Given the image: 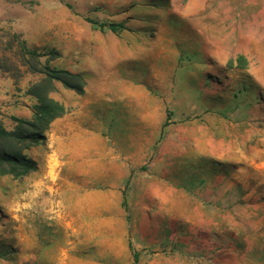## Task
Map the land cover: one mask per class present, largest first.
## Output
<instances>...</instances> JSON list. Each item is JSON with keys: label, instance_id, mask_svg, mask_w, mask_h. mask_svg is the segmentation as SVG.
Returning <instances> with one entry per match:
<instances>
[{"label": "rangeland", "instance_id": "rangeland-1", "mask_svg": "<svg viewBox=\"0 0 264 264\" xmlns=\"http://www.w3.org/2000/svg\"><path fill=\"white\" fill-rule=\"evenodd\" d=\"M27 6L0 28L15 95L42 78L21 43L85 86L53 83L40 171L0 177V264H264V0Z\"/></svg>", "mask_w": 264, "mask_h": 264}, {"label": "trees", "instance_id": "trees-1", "mask_svg": "<svg viewBox=\"0 0 264 264\" xmlns=\"http://www.w3.org/2000/svg\"><path fill=\"white\" fill-rule=\"evenodd\" d=\"M119 28H122V25H109L112 32H117ZM21 49L24 56L29 57L24 60V65L29 71L40 74L42 78L31 85L26 93L38 102L33 108L31 120L10 116L15 125L13 129L9 130L3 124L0 111V177L12 176L15 179L27 177L37 171V162L30 158L26 152L39 142L44 141V133L52 122L65 114L64 107L49 97V93L54 90L53 83L58 82L78 94L83 93L85 86V80L80 74L50 69L47 66L41 67L39 59L54 55L53 52L37 54L33 50L26 49L24 43H21ZM2 69L3 67L0 66V70ZM163 126H166V123ZM123 205L126 206L125 199H123ZM133 262H136V255Z\"/></svg>", "mask_w": 264, "mask_h": 264}, {"label": "crops", "instance_id": "crops-1", "mask_svg": "<svg viewBox=\"0 0 264 264\" xmlns=\"http://www.w3.org/2000/svg\"><path fill=\"white\" fill-rule=\"evenodd\" d=\"M34 1L35 0H0V28L11 25L19 28L25 17L31 15L30 12L27 11V5ZM37 1L41 2V0ZM15 94L18 93L14 91L12 78L8 73L0 70V111L12 117L30 120L33 116V112L30 105L26 102L28 96L19 97L20 95L17 96ZM37 165L38 172V170L40 171L41 169L40 162H37ZM35 173L33 172V174ZM24 180H27V177H25Z\"/></svg>", "mask_w": 264, "mask_h": 264}]
</instances>
